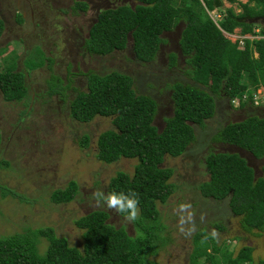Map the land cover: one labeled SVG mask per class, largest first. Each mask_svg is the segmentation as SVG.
Segmentation results:
<instances>
[{
  "label": "trees",
  "instance_id": "trees-1",
  "mask_svg": "<svg viewBox=\"0 0 264 264\" xmlns=\"http://www.w3.org/2000/svg\"><path fill=\"white\" fill-rule=\"evenodd\" d=\"M132 1L133 6L120 5L98 12L83 40L85 52L106 56L122 51L129 39L134 59L149 63L164 42L161 35L182 22L178 47L189 68L186 75L195 86L182 83L170 86L172 115L163 119V127L158 130L153 125L156 103L148 96L136 94L129 76L115 71L102 75L86 72L83 74L86 90L74 94L68 115L82 124L96 117L110 119L111 128L96 138L97 161L103 164L120 159L136 161L131 175L117 172L109 179L105 191L132 190L139 194L140 216L130 222L134 236H128L123 227L109 225L106 212L94 210L73 222L81 231L79 249L56 238L50 228L25 229L0 238V264H157L150 258L167 240L161 236L164 226L156 205L164 204L175 190L169 181L172 170L162 167L164 158H176L184 153L194 141L193 127L203 129L204 122L212 118L215 98L220 95L239 101L240 109L246 104L256 107L250 92L258 86L264 88V24L258 26L260 39L244 40L241 48L238 40L230 42L228 37L235 28L240 29L241 36L253 35L255 28L251 20L264 18V0H246L239 4L238 14L228 8L219 21H214L209 13L221 6V0H182L179 6H173V0ZM75 7L85 10L86 5L78 2ZM3 30L4 19L0 17V37ZM45 61L48 68L54 63L49 57ZM33 67L36 66L17 70L16 64L9 62L0 69V97L4 101L21 102L26 97L24 70L28 74ZM65 68V81L55 76L46 81V95H59L62 101L78 75L72 74L68 65ZM243 95L246 99H242ZM211 141L261 159L264 157V116L252 115L227 123ZM79 143L85 146L87 137L83 136ZM204 167L208 179L197 185L201 196L214 201L226 199L240 230L262 236L264 240V166L260 168L262 176L255 177L253 169L238 154L211 151L204 157ZM76 190L75 182L69 181L63 189L53 190L49 199L53 204H65L73 199ZM5 197L27 202L23 195L0 185V198ZM117 214L124 218V214ZM216 227L222 230L221 226ZM40 239L46 242L43 252L38 249ZM205 239L211 237L202 233L194 236L190 264H196L195 259L200 256H205L209 264L213 262L202 248ZM217 250L212 247L213 252ZM251 251L249 247H241L235 255L228 253L222 261L225 264L251 262ZM260 264H264V259Z\"/></svg>",
  "mask_w": 264,
  "mask_h": 264
},
{
  "label": "rangeland",
  "instance_id": "rangeland-1",
  "mask_svg": "<svg viewBox=\"0 0 264 264\" xmlns=\"http://www.w3.org/2000/svg\"><path fill=\"white\" fill-rule=\"evenodd\" d=\"M181 1L173 0L172 5L179 6ZM15 2L19 6L15 7ZM78 2L86 5L85 10L75 7ZM244 3L246 0H236L232 4L221 0V6L209 16L219 21L228 8L238 14L241 12L239 4ZM120 5L133 6L134 2L0 0V17L4 19L0 37V69L9 62L15 63L17 70H26L32 64L36 66L28 74L24 70L26 97L21 102H7L0 97V185L27 199L24 203L10 197L0 198V238L25 229L50 228L56 238H62L68 246L79 249L81 231L73 222L94 210L106 212L109 225L123 227L128 236H134L130 222L115 210L95 206L92 193L97 189L105 192L109 179L117 172L131 175L136 161L120 159L111 164L97 161L94 157L96 138L111 128L110 119L96 117L86 124L75 122L68 115L69 103L76 92L86 90L83 76L86 72L98 75L119 72L132 79V89L136 94L148 96L156 103L153 125L161 130L163 119L172 115L170 86L174 83L195 84L186 75L189 68L178 47L182 22L161 35L164 42L149 63L134 59L129 39L122 51L106 56L85 52L83 40L98 12ZM22 7L30 9L34 16L31 21L30 16L24 14L25 25L21 22L22 14H14L16 8L23 11ZM263 24L264 18L253 24L254 31ZM239 30L235 28L229 35L230 42L239 37L242 42L258 39L254 31L251 36H241ZM46 57L54 62L49 68ZM67 65L72 74L78 75L66 92L65 101L59 95H46L48 78L55 76L65 81ZM250 93L251 96L263 95L264 90L258 86ZM238 104L236 99L228 100L223 95L215 98L212 118L204 122L203 129L193 127L194 141L184 153L176 158H164L162 167L172 170L169 181L174 184L175 190L164 204L156 205L164 226L161 236L167 240L166 245L150 258L157 264H190L193 238L199 233L211 237L202 241L204 252L213 259L211 264H225L222 261L224 257L228 253L235 255L241 247L252 249L251 262L245 264H260L264 259L263 237L240 230L238 219L229 212L226 199L214 201L204 198L197 189V185L208 179L204 157L211 151L236 153L253 169L255 177L262 176L260 168L264 166V157L254 159L236 147L211 141V137L227 123L252 115L264 116V105L254 107L246 104L240 109ZM83 136L87 137L85 146L79 143ZM69 181L75 182L77 187L73 199L65 204H53L49 199L50 193L63 189ZM181 203L191 204V211L195 213V231L188 236L180 231L177 208ZM216 226H221L222 230ZM213 230L217 233L215 237L212 236ZM213 246L218 248L216 252L212 251ZM45 247V240L40 239L39 251L43 252ZM205 260V256H200L195 263L209 264Z\"/></svg>",
  "mask_w": 264,
  "mask_h": 264
},
{
  "label": "clouds",
  "instance_id": "clouds-1",
  "mask_svg": "<svg viewBox=\"0 0 264 264\" xmlns=\"http://www.w3.org/2000/svg\"><path fill=\"white\" fill-rule=\"evenodd\" d=\"M92 198L96 207L106 206L108 209L115 210V212L119 214H124V219L129 222H135L140 216L139 194L135 191H110L105 193L103 190L97 189L92 193ZM177 213L180 216L179 223L181 233L186 236L191 235L196 227L194 223L195 213L191 211V204H179ZM185 225L189 227L185 228ZM216 235L217 233L213 230L212 236L215 237Z\"/></svg>",
  "mask_w": 264,
  "mask_h": 264
},
{
  "label": "built area",
  "instance_id": "built-area-1",
  "mask_svg": "<svg viewBox=\"0 0 264 264\" xmlns=\"http://www.w3.org/2000/svg\"><path fill=\"white\" fill-rule=\"evenodd\" d=\"M239 38H237V40H238V46L240 48V46L242 47L243 42ZM242 99H246V95H243ZM251 101L253 102V105H255V106L264 105V94L263 95H259V94L258 95H252Z\"/></svg>",
  "mask_w": 264,
  "mask_h": 264
},
{
  "label": "flooded vegetation",
  "instance_id": "flooded-vegetation-1",
  "mask_svg": "<svg viewBox=\"0 0 264 264\" xmlns=\"http://www.w3.org/2000/svg\"><path fill=\"white\" fill-rule=\"evenodd\" d=\"M16 7V6H15ZM14 10H15V8H13ZM33 12L30 10V9H28L26 12H24V11H22L21 9H17L16 8V10H15V12H14V14L16 15V14H22V17H23V20H22V24H24L25 22H26V17L24 16V14H27L28 16H30V19H31V21L33 20V15H31ZM14 16V15H13ZM20 16V15H19ZM36 16V15H35ZM25 25V24H24ZM119 52V51H118Z\"/></svg>",
  "mask_w": 264,
  "mask_h": 264
},
{
  "label": "crops",
  "instance_id": "crops-1",
  "mask_svg": "<svg viewBox=\"0 0 264 264\" xmlns=\"http://www.w3.org/2000/svg\"><path fill=\"white\" fill-rule=\"evenodd\" d=\"M16 5H18V3H17V2H15V6H16ZM18 6H19V5H18ZM22 8H23V11H24V12H26V11H27V9H24V7H22ZM253 31H254V30H253ZM254 32H255V31H254ZM256 33H258V30H257V32H256ZM250 36H251V35H250ZM258 39H260V37H259V36H258ZM254 56H256V55L254 54ZM261 89H263V90H264V88H262V87H261Z\"/></svg>",
  "mask_w": 264,
  "mask_h": 264
},
{
  "label": "water",
  "instance_id": "water-1",
  "mask_svg": "<svg viewBox=\"0 0 264 264\" xmlns=\"http://www.w3.org/2000/svg\"><path fill=\"white\" fill-rule=\"evenodd\" d=\"M260 20H262V19L254 18V19L251 20V24H256V23H258Z\"/></svg>",
  "mask_w": 264,
  "mask_h": 264
}]
</instances>
